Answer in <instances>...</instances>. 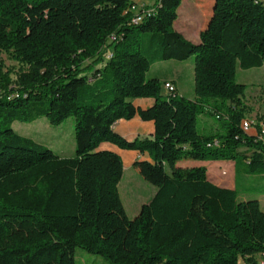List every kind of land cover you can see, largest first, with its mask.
<instances>
[{"label":"trees","instance_id":"1","mask_svg":"<svg viewBox=\"0 0 264 264\" xmlns=\"http://www.w3.org/2000/svg\"><path fill=\"white\" fill-rule=\"evenodd\" d=\"M181 1L155 0L133 23L132 0H0V264H75L78 247L109 264H256L264 211L239 199L236 177L239 167L264 175V144L242 129L251 109L236 71L264 65V0H213L197 43L174 29ZM141 33H150L143 47ZM2 52L21 66L15 77ZM192 55L193 99L164 96L146 76ZM141 97L154 104L135 107ZM204 113L223 134L198 132ZM69 116L71 157L12 127ZM134 116L152 120L153 134L114 130ZM102 142L148 156L133 166L156 191L133 218L118 190L123 160ZM185 159L232 161L234 188L205 166L178 165Z\"/></svg>","mask_w":264,"mask_h":264},{"label":"rangeland","instance_id":"2","mask_svg":"<svg viewBox=\"0 0 264 264\" xmlns=\"http://www.w3.org/2000/svg\"><path fill=\"white\" fill-rule=\"evenodd\" d=\"M133 1V0H132ZM151 3L155 0H134ZM213 0H204L201 9L198 7L195 10L190 8L188 0H182L177 10V18L174 21V29L179 31L182 25H194V20L198 26L204 23L205 15L212 10ZM202 28V27H201ZM150 33H141L139 41L142 47L147 43V36ZM6 69L12 70L11 76L15 77L16 73L21 69V66L9 58L5 53H1ZM180 63V64H178ZM184 68L188 77L190 69L192 70V79L189 86L186 82V89L191 87V91H187L184 95L190 97L194 94V76H193V55L186 61L179 62L171 59L152 64L151 69L146 73L147 77H153V72L158 71L160 78H165L170 75L171 71ZM162 80V79H160ZM237 82L246 85V91L243 97L244 103L251 109L247 116L257 120H264V65L262 67H254L247 70L237 68ZM166 83L162 85V92L166 94ZM175 87V86H174ZM167 95V94H166ZM15 131L27 137H31L39 143L51 148L56 154L62 157H71L75 152L74 141V117L69 116L58 125H52L45 118H38L29 123L16 121L13 123ZM197 130L200 134H223L224 130L220 126V120L214 115L207 113L201 114L197 119ZM120 155V154H119ZM122 160L127 158V155H120ZM186 162L192 166L203 165L207 169V174L210 180L223 186H233L234 182V165L229 164L232 161H201L193 159L182 160V164L186 166ZM221 162L220 166H213L211 163ZM225 163V164H224ZM217 170L219 172L217 173ZM221 175V176H218ZM118 190L126 209L127 215L133 218L137 215L142 204L149 201L156 191V187L148 183L139 173L138 169L133 166V163L124 165L123 176L118 184ZM236 191L240 200L257 199L264 211V175H245L239 167L236 177ZM75 264H109L102 256L94 255L86 252L82 248L75 250Z\"/></svg>","mask_w":264,"mask_h":264},{"label":"crops","instance_id":"3","mask_svg":"<svg viewBox=\"0 0 264 264\" xmlns=\"http://www.w3.org/2000/svg\"><path fill=\"white\" fill-rule=\"evenodd\" d=\"M134 1V0H133ZM204 0H188V3L190 5V8L193 7V9L195 10L196 8H200L202 7V2ZM140 5H145V6H150L154 3H146L143 1H134ZM212 13V12H211ZM209 14L205 15V20L204 23L201 26H198V23H196V19L194 20V25H182L179 28L180 33H182V35L190 40L191 42L197 43L199 41V33L201 30H203L211 16L208 17ZM202 27V28H201ZM187 60V59H186ZM186 60L183 61H179V62H184ZM180 64V63H178ZM152 66V65H151ZM151 69V67H150ZM149 69V70H150ZM153 77H156L160 80L162 83L164 82H172L175 86L176 89V93H178V95H184L187 91H191V87H189V89H186V82L188 80L189 86H190V82L192 79V70L190 69V73L187 77L184 68H179L178 70L175 71H171L170 75H168L165 78H160L158 71L153 72ZM162 92V90H161ZM162 95L165 96V93L162 92ZM185 96V95H184ZM188 98L193 99L194 98V94ZM132 103L135 107L140 108V109H147L149 107H151L154 104V99L151 97H141V98H134L132 99ZM114 130L120 134L121 136H123L124 138H126L127 140H132L136 137H145V136H150L151 134H153L154 132V123L152 120H142L140 117L138 116H134L131 119H119L114 123L113 126ZM99 150H111L117 154H125L127 155V158L124 159L123 164L127 165L130 163H133L136 160H148V156L146 153H140L136 150H122L118 147H116L115 145L109 143V142H102L99 146H98ZM186 166H184V164H182V161L178 162V165L180 166H184V167H191L192 164L186 162ZM213 166H220L221 162H214L211 163ZM225 164V163H224ZM229 164H232L231 162H229ZM195 166V165H194ZM197 166H203V165H197ZM219 172V170H217V173ZM221 176V175H218ZM212 181V180H211ZM213 182V181H212ZM215 183V182H214ZM234 183V182H233ZM219 186H223L220 185L218 183H215ZM235 183L233 184V186H223V187H227V188H234ZM240 264H245L243 261H240Z\"/></svg>","mask_w":264,"mask_h":264},{"label":"built area","instance_id":"4","mask_svg":"<svg viewBox=\"0 0 264 264\" xmlns=\"http://www.w3.org/2000/svg\"><path fill=\"white\" fill-rule=\"evenodd\" d=\"M151 8H146L145 5H140L138 3H133L130 6L129 11L132 13V18H131V22H135L138 19H140L143 16V12H151ZM115 39V37H113V39L111 41H113ZM110 41V42H111ZM111 54L108 53V57ZM166 94L170 95V96H174L176 94V89L174 87V84L172 82H167L166 81ZM242 129L245 132H253L257 135L258 139L261 140L264 144V120H257L254 119L250 116H246L243 120H242ZM255 261L256 264H264V251H261L259 253L256 254L255 256ZM240 264V261H239Z\"/></svg>","mask_w":264,"mask_h":264},{"label":"bare ground","instance_id":"5","mask_svg":"<svg viewBox=\"0 0 264 264\" xmlns=\"http://www.w3.org/2000/svg\"><path fill=\"white\" fill-rule=\"evenodd\" d=\"M139 20H141V18H140V19H138L137 21H139ZM137 21H135V22H137ZM165 88H166V85H165Z\"/></svg>","mask_w":264,"mask_h":264}]
</instances>
